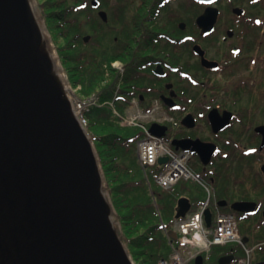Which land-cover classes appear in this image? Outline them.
<instances>
[{
	"label": "flooded vegetation",
	"instance_id": "flooded-vegetation-1",
	"mask_svg": "<svg viewBox=\"0 0 264 264\" xmlns=\"http://www.w3.org/2000/svg\"><path fill=\"white\" fill-rule=\"evenodd\" d=\"M99 1L97 11L108 13L114 1L115 16L111 25L97 23L99 52L128 49L131 95L143 108L162 105L173 119L167 138L198 141L192 159L210 189V209L235 216L252 264H264V23H256L264 22V0ZM208 8L218 15L214 30L204 32ZM211 144L206 163L201 153L207 158ZM194 184L186 185L191 210L202 198ZM221 250L231 263L240 256L238 245Z\"/></svg>",
	"mask_w": 264,
	"mask_h": 264
},
{
	"label": "water",
	"instance_id": "water-1",
	"mask_svg": "<svg viewBox=\"0 0 264 264\" xmlns=\"http://www.w3.org/2000/svg\"><path fill=\"white\" fill-rule=\"evenodd\" d=\"M99 14L108 20L107 12ZM217 15L211 8L201 15L204 32L214 29ZM44 43L31 0H0V264H133L94 144L72 115ZM151 131L165 136L167 126L155 123ZM194 143L172 141L177 149L199 151ZM211 145L207 158L201 153L206 163ZM190 206L181 197L176 218ZM211 214L207 209L208 226ZM169 235L177 237L175 230Z\"/></svg>",
	"mask_w": 264,
	"mask_h": 264
},
{
	"label": "trees",
	"instance_id": "trees-1",
	"mask_svg": "<svg viewBox=\"0 0 264 264\" xmlns=\"http://www.w3.org/2000/svg\"><path fill=\"white\" fill-rule=\"evenodd\" d=\"M38 2L72 85H81L80 92L85 96L100 95L98 104L91 106L85 116L104 174V187L121 226V239L135 264H159L160 260L169 259L171 253L163 223L168 228L174 227L177 201L188 188L182 190L178 184L164 190L153 177L148 181L138 160V130L121 125L112 108L103 104L116 95L120 84L118 100L121 102L116 105L123 109L131 99L134 74L128 49L113 51L108 47V51L104 48L103 53L99 52L103 35L96 26L104 22L90 0ZM86 31L92 33L95 41L91 49L83 47ZM117 58L125 61L126 71L122 76L111 73L108 84L103 86L106 79L103 63Z\"/></svg>",
	"mask_w": 264,
	"mask_h": 264
},
{
	"label": "built area",
	"instance_id": "built-area-1",
	"mask_svg": "<svg viewBox=\"0 0 264 264\" xmlns=\"http://www.w3.org/2000/svg\"><path fill=\"white\" fill-rule=\"evenodd\" d=\"M85 104L76 101L74 105L75 115L79 118L83 125H87V120L83 117L82 111ZM136 116H131L125 120L128 124L135 123ZM141 159L145 163L153 164L161 155L170 156V162L165 166L160 182L163 185H169L180 177H189L190 173L186 167V156L176 155L168 148L167 144L157 137L148 135L140 143ZM181 228L185 235H190L187 240L201 250L209 249L213 243H224L239 240V234L236 225L230 216L222 215L218 217V223L215 229L206 230L201 224V216L197 214L190 221L181 224ZM212 234V237H210ZM173 264L183 262V258L179 255L174 256ZM238 264H249V259H242Z\"/></svg>",
	"mask_w": 264,
	"mask_h": 264
},
{
	"label": "rangeland",
	"instance_id": "rangeland-1",
	"mask_svg": "<svg viewBox=\"0 0 264 264\" xmlns=\"http://www.w3.org/2000/svg\"><path fill=\"white\" fill-rule=\"evenodd\" d=\"M113 2V3H112ZM31 4H32V7H33V9H34V11H35V14H36V16H37V18H38V20H39V23H40V25L43 27V28H45V33H44V40H45V43H44V49H45V51L50 55V57L52 58V60H53V63H54V67L56 66V69H57V71L59 72H61V77L63 76V78L66 80V82H67V84H68V86H69V88H70V90H71V92L69 91L67 94H72V96H73V93H74V91L76 92V94L78 93V95L80 96V95H82V93H80L79 91H77L78 90V88H75L73 85H72V83L70 82V80L68 79V76H67V73H66V71H65V68H64V66H63V64H62V61H61V59H60V56H59V53H58V47H56V44H55V42H54V38H53V34L51 33V31L49 30V28H48V26H47V23H46V20H45V17H44V13H43V11H42V7H41V5L39 4V2H38V0H31ZM108 8L110 9V11H111V14L113 15V18L115 17L114 16V14H113V9H114V1H109V6H108ZM108 10V9H107ZM122 26H121V24H120V28H121ZM117 30V29H116ZM118 31H121V30H117V31H112V32H110L108 35H107V37H108V40H109V38L112 40L113 39V37L114 36H117L118 34H119V32ZM87 34H89V35H92V33L90 32V31H86L85 33H84V35H87ZM83 35V36H84ZM48 42V43H47ZM93 42H95L93 39H90L88 42H84L83 41V47H86V48H88V49H91L92 48V45H94V43ZM116 64V63H115ZM118 64H120V65H122L123 63L122 62H119ZM61 69V70H60ZM54 75H55V78L56 79H59L60 77H58V75H57V72L56 71H54ZM106 82H104V83H102V85L103 86H105V85H107L108 84V82L109 81H107V80H105ZM65 95H66V93H64ZM73 98H75L74 96H73ZM197 162H196V160H194V159H192L191 160V162H190V164H189V167H190V169L195 173V174H197V172H196V168H197ZM187 182V186H191V183L192 182H189V181H186ZM181 183H183V181L181 182ZM197 184H199L198 182H197ZM196 183L194 184V185H192L193 186V188H194V191L197 193V194H199V195H202V197L203 198H207L208 197V193L203 189V193L202 194H200L199 192H198V190L197 189H201L198 185H197ZM197 185V186H196ZM178 188H180L181 189V185L179 184V186H178ZM193 191V190H192ZM193 191V192H194ZM194 192V193H195ZM113 220H114V222H115V225L117 226V227H120V225H119V221L117 220V218L114 216L113 217ZM232 245H235L236 247H237V244L236 243H233ZM238 254L240 255V256H242L243 255V251H242V249H241V247L240 246H238ZM190 264H194V263H190ZM207 264H211L210 262L209 263H207Z\"/></svg>",
	"mask_w": 264,
	"mask_h": 264
},
{
	"label": "bare ground",
	"instance_id": "bare-ground-1",
	"mask_svg": "<svg viewBox=\"0 0 264 264\" xmlns=\"http://www.w3.org/2000/svg\"><path fill=\"white\" fill-rule=\"evenodd\" d=\"M40 27H41V32H42L43 37H44L45 28H43L41 25H40ZM60 70H61V69H60ZM54 71H56L58 77H60L59 79H57L59 86L62 87V89H63V90L65 91V93H66V92L69 90V86H68L66 80L63 78V76L61 77L62 74H61L60 71H59V72L57 71L56 66L54 67Z\"/></svg>",
	"mask_w": 264,
	"mask_h": 264
},
{
	"label": "snow or ice",
	"instance_id": "snow-or-ice-1",
	"mask_svg": "<svg viewBox=\"0 0 264 264\" xmlns=\"http://www.w3.org/2000/svg\"><path fill=\"white\" fill-rule=\"evenodd\" d=\"M256 23L259 24V23H264V22H262V21H260V20H257ZM250 151H254V150H250Z\"/></svg>",
	"mask_w": 264,
	"mask_h": 264
}]
</instances>
